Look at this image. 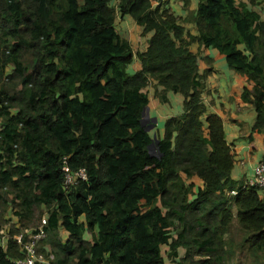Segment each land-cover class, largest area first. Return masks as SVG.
Returning a JSON list of instances; mask_svg holds the SVG:
<instances>
[{"label":"trees","instance_id":"obj_1","mask_svg":"<svg viewBox=\"0 0 264 264\" xmlns=\"http://www.w3.org/2000/svg\"><path fill=\"white\" fill-rule=\"evenodd\" d=\"M263 4L198 0L182 19L168 0H0V264L21 258L13 237L39 226L37 252L51 264H228L234 219L236 247L264 264V199L231 178L222 120L203 101L212 69L199 71L189 49L216 50L246 78L241 101L264 136V17L252 9ZM117 13L151 33L144 51L117 32ZM151 82L159 102L183 100L147 132ZM63 159L86 181L65 190Z\"/></svg>","mask_w":264,"mask_h":264},{"label":"crops","instance_id":"obj_2","mask_svg":"<svg viewBox=\"0 0 264 264\" xmlns=\"http://www.w3.org/2000/svg\"><path fill=\"white\" fill-rule=\"evenodd\" d=\"M189 1V7L186 10L183 7L182 0H168L167 8L175 16L183 19L188 13H193L198 5V0ZM237 2L246 3L247 0H237ZM263 6L260 8H263ZM252 9L257 12V7ZM117 24L123 30L131 28L138 33L142 31V28L137 26L129 16L123 17L119 13L116 14L115 18V25ZM184 26L192 35H195L192 23L184 24ZM150 36L151 33L145 36L141 35V40L145 41L144 50ZM189 49L192 53L198 54L200 52L199 57L201 56V58H197L199 71H204L208 68L212 69V73L207 79L203 101L206 104L207 112L216 114L222 120L226 142L234 154L231 178L234 181L245 183L251 177L253 167L264 157V136L251 132L255 122V115L249 105L241 101L242 89L245 85L247 86L246 78L230 70L227 67L225 58L216 50L199 47L196 44L190 45ZM140 68L138 60L134 58L127 67V71L133 74L139 71ZM154 90L160 92L161 88H155L152 82L145 89L149 103L143 119L147 126L154 125L156 128H162L166 118L181 114L183 99L179 94L166 93L167 102L161 103L154 96ZM262 198L264 199V196Z\"/></svg>","mask_w":264,"mask_h":264},{"label":"built area","instance_id":"obj_3","mask_svg":"<svg viewBox=\"0 0 264 264\" xmlns=\"http://www.w3.org/2000/svg\"><path fill=\"white\" fill-rule=\"evenodd\" d=\"M64 173V187L67 190L69 187L76 185L80 181H86V174L84 169L71 172L68 168L66 160L63 159L62 167ZM245 186L256 187L264 192V157L252 169V175L244 183ZM230 196L236 195V191H230ZM0 247L5 249L7 244V232L4 227L0 228ZM27 236V240L23 238ZM15 242L21 247L23 255L21 258L12 261V264H51L54 259L53 254L42 257L37 252V245L41 240L46 238V232L42 226L36 229H24L20 234L13 237Z\"/></svg>","mask_w":264,"mask_h":264},{"label":"rangeland","instance_id":"obj_4","mask_svg":"<svg viewBox=\"0 0 264 264\" xmlns=\"http://www.w3.org/2000/svg\"><path fill=\"white\" fill-rule=\"evenodd\" d=\"M184 9L186 10L185 7H184ZM257 12L260 14L261 17H263L264 16V6H263V8L257 7ZM116 28H117V32L120 34V36L122 38H124V39L129 41L134 55H136L137 53H140L141 51L144 50L145 41L141 40V32L138 33V32H136V30H133L131 28H127L126 30H123V29H121L119 27V24L116 25ZM199 54H200V52H198L197 55H199ZM210 57L212 58V56H210ZM134 58H136V57H134ZM199 58H201V56ZM6 72H7V74H10L11 73V68H8ZM151 153L153 155H157V151H156V147L155 146L151 150ZM191 181L196 186H200V187L202 186V182L199 181V180L193 179ZM258 195H259V197L262 198L264 196V192L259 190L258 191ZM42 215L43 214L42 213L40 214V212L36 213V217L37 218L39 216L42 217ZM43 221H44V219H42V222ZM36 222H39V221H36ZM32 227H35V226H32ZM231 235H232V238L235 241V243H234L235 247H234V254L231 256L230 260L228 261L229 262L228 264H257L256 262L252 261L251 258H249V256L247 255L246 252L241 253L240 250H238V248L236 247V245H238L237 243L240 240V236L241 235H240V232L237 231V226H236V220L235 219L233 220V225L231 227ZM60 237H61V239L64 240L66 238V234L63 231H60ZM86 238H89V236L87 235ZM165 252L164 251L162 252L163 255H166ZM179 252H180V255H183V253H182L183 251L181 249H180ZM166 264H172V263L169 260H166Z\"/></svg>","mask_w":264,"mask_h":264},{"label":"water","instance_id":"obj_5","mask_svg":"<svg viewBox=\"0 0 264 264\" xmlns=\"http://www.w3.org/2000/svg\"><path fill=\"white\" fill-rule=\"evenodd\" d=\"M147 111V107L145 108V110L143 111V114H142V116H144V114H145V112ZM154 122H155V120H153ZM141 126H145V121H144V119H143V117H142V119H141ZM154 128V125H149V126H145L144 127V130L145 131H150L151 129H153ZM158 144V140L156 139V136L154 135L153 136V141L151 142V144L148 146V151H149V154L151 155V156H158V154L157 155H153L152 153H151V150L153 149V147L155 146V145H157Z\"/></svg>","mask_w":264,"mask_h":264}]
</instances>
